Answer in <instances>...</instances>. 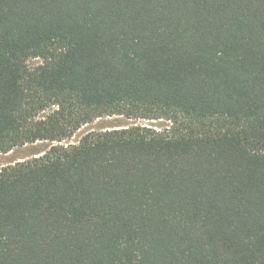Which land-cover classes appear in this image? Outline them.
<instances>
[{
	"label": "trees",
	"instance_id": "trees-1",
	"mask_svg": "<svg viewBox=\"0 0 264 264\" xmlns=\"http://www.w3.org/2000/svg\"><path fill=\"white\" fill-rule=\"evenodd\" d=\"M113 116L170 126L60 144ZM42 141L0 264H264V0H0V153Z\"/></svg>",
	"mask_w": 264,
	"mask_h": 264
},
{
	"label": "rangeland",
	"instance_id": "rangeland-1",
	"mask_svg": "<svg viewBox=\"0 0 264 264\" xmlns=\"http://www.w3.org/2000/svg\"><path fill=\"white\" fill-rule=\"evenodd\" d=\"M42 64L41 59H30L28 61V67L30 69H35ZM49 111L41 114V116H46ZM132 126H146L154 128L158 131L169 128L170 123L166 120L148 121L141 119H127L122 116L104 117L93 121L92 123L86 124L81 127L73 137L63 141L62 145H75L80 139L89 132H100L106 130H113L118 128H127ZM56 143L42 141L35 144H28L23 147H18L10 151L9 153H0V170L4 167L15 165L19 162L30 160L34 157L42 155L44 152L48 151L52 145Z\"/></svg>",
	"mask_w": 264,
	"mask_h": 264
}]
</instances>
